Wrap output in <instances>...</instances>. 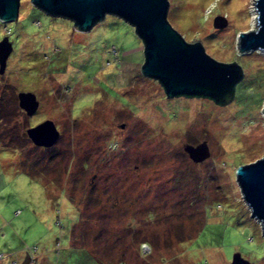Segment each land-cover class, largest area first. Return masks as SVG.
<instances>
[{"label": "rangeland", "instance_id": "rangeland-1", "mask_svg": "<svg viewBox=\"0 0 264 264\" xmlns=\"http://www.w3.org/2000/svg\"><path fill=\"white\" fill-rule=\"evenodd\" d=\"M167 18L240 64L228 100L166 95L140 72L142 41L115 14L82 31L19 0L17 18L0 20L12 42L0 71V264L25 248L28 264H93L90 253L102 264H227L236 250L264 264L235 178L264 152V50L238 49L254 0H168ZM19 89L36 93L32 113ZM45 117L60 131L46 146L26 132ZM201 140L208 155L194 160L184 144Z\"/></svg>", "mask_w": 264, "mask_h": 264}, {"label": "water", "instance_id": "water-1", "mask_svg": "<svg viewBox=\"0 0 264 264\" xmlns=\"http://www.w3.org/2000/svg\"><path fill=\"white\" fill-rule=\"evenodd\" d=\"M29 1L50 15L70 19L77 30L89 29L105 13L115 14L133 25L143 46L140 72L156 78L166 95L201 94L218 102L226 101L232 96L234 83L242 74L240 64L234 59L219 60L206 52L199 39H185L167 18L168 0ZM254 6L256 25L238 33L239 50H264V0H254ZM18 7L19 0H0V20L16 19ZM11 48L7 35H2L0 71L4 69ZM17 101L27 114L38 105L36 93L31 89H19ZM26 132L35 144L44 146L55 142L59 135V129L50 117L27 126ZM184 149L194 160L203 158L209 152L205 140L195 144L186 142ZM235 178L250 214L259 220L264 237V152L253 160L237 164ZM25 251L23 259L17 264H28L30 254L26 248ZM227 264L255 263L236 250Z\"/></svg>", "mask_w": 264, "mask_h": 264}, {"label": "trees", "instance_id": "trees-1", "mask_svg": "<svg viewBox=\"0 0 264 264\" xmlns=\"http://www.w3.org/2000/svg\"><path fill=\"white\" fill-rule=\"evenodd\" d=\"M5 34V33H4ZM8 37V36H7ZM8 39L10 40V38L8 37ZM11 41V40H10ZM11 44H12V42H11ZM8 56V55H7ZM36 71V70H35ZM34 71V72H35ZM163 89V88H162ZM58 128V127H57ZM60 132V131H59ZM138 243H139V240H138ZM139 250H140V248H139ZM88 253V252H87ZM122 253V252H121ZM141 253H143L142 251H141ZM91 254V253H90ZM90 254H88L89 255V259H91V260H87V262L88 263H93V264H102V262H103V260L101 259V257L100 256H97V255H95V253H94V255H90ZM90 257H92V258H90ZM120 262H124V260L122 259ZM16 263V262H15Z\"/></svg>", "mask_w": 264, "mask_h": 264}, {"label": "clouds", "instance_id": "clouds-1", "mask_svg": "<svg viewBox=\"0 0 264 264\" xmlns=\"http://www.w3.org/2000/svg\"><path fill=\"white\" fill-rule=\"evenodd\" d=\"M217 2H218V0H217ZM210 6H214V5H210Z\"/></svg>", "mask_w": 264, "mask_h": 264}]
</instances>
